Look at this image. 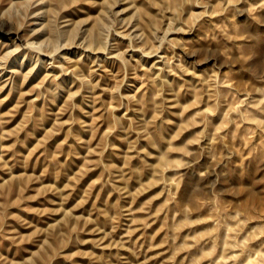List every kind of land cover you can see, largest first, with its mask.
<instances>
[{
    "label": "rangeland",
    "instance_id": "obj_1",
    "mask_svg": "<svg viewBox=\"0 0 264 264\" xmlns=\"http://www.w3.org/2000/svg\"><path fill=\"white\" fill-rule=\"evenodd\" d=\"M0 59V264H264V0H0Z\"/></svg>",
    "mask_w": 264,
    "mask_h": 264
},
{
    "label": "bare ground",
    "instance_id": "obj_2",
    "mask_svg": "<svg viewBox=\"0 0 264 264\" xmlns=\"http://www.w3.org/2000/svg\"><path fill=\"white\" fill-rule=\"evenodd\" d=\"M19 31H20V30L17 29V30L14 32V35L16 36L14 39L17 38V35L19 34ZM34 31H35V30H34ZM33 36H35V35H33ZM18 39H19V42H18V43H17V42L14 43V44H15V45H14V48H12V49L10 48V50H8V53H7V54H8V55H7V58H8V59H10V58H12V59H13V58H14V59L17 58V55L19 54V53H18V50L20 51V49H19L20 47L23 48V49H22L23 51H24V50L26 51V50H28V49H29V50L36 49V52H38V51L40 52V51H41V50H38V51H37L38 48H35L36 46H35L33 43L30 44L31 41H30V42H29V41H25V42H24V39H21V37L18 38ZM12 41H13V40H12ZM32 44H33L34 46H32ZM37 46H38V45H37ZM38 47H40V46H38ZM40 48H41V47H40ZM59 48H61V47H59ZM34 52H35V50H34ZM21 53H22V52H21ZM41 53H42V52H41ZM50 53H51V52H50ZM4 54H5V53H4ZM38 55H40V54L38 53ZM47 55H48V54H47ZM49 55H50V54H49ZM52 55H53V54H51L50 56H48L49 59L52 58ZM5 56H6V55H5ZM1 57L5 59V57H3V56H1ZM52 59H53V58H52ZM0 60H1V59H0ZM2 61L4 62V60H2ZM11 61H12V60H11ZM5 62H6V61H5ZM1 63H2V62H1ZM4 65H5V64H4Z\"/></svg>",
    "mask_w": 264,
    "mask_h": 264
}]
</instances>
